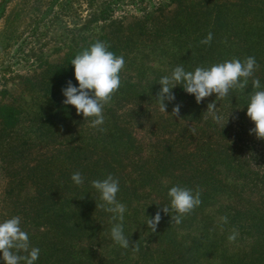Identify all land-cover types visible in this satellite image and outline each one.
Returning a JSON list of instances; mask_svg holds the SVG:
<instances>
[{"label": "rangeland", "instance_id": "rangeland-1", "mask_svg": "<svg viewBox=\"0 0 264 264\" xmlns=\"http://www.w3.org/2000/svg\"><path fill=\"white\" fill-rule=\"evenodd\" d=\"M230 1L235 2L232 8L243 2L0 0V112L4 108L12 109L19 112L21 118L12 133L0 132V222L19 216L21 228L26 227L29 235L40 237L42 233H52L46 227L48 224L36 225L47 223L44 219L56 222L48 218L47 213L46 218L40 215L44 211V198L40 189L34 190L33 184L37 180L33 178L34 173L42 175L39 161L45 164V159L56 160L51 169L54 172L61 166L57 161L59 157L63 158L61 152L73 147H87L90 152L86 155L92 160L100 159L101 167L104 160L111 159L112 152L118 151L112 172L128 192L125 201L130 203L129 198L133 201L123 221L127 224L130 242L138 244L136 238H150L153 241H140L145 242L143 250L157 254L158 238L146 234L151 232L145 224L146 218H152L163 206L169 205L167 192L171 187L181 186L193 191L199 188L202 201L199 207L186 215L179 225L171 223L170 215L161 211L162 218L156 229H167L176 236L177 242L194 245V250L203 255L198 264H218L217 258L209 256L210 249L214 251L217 245L230 256L240 257L238 253H246L249 257L251 248L260 246L262 240L252 222H264V140L250 134L254 124L246 111L254 91L251 79L258 77L260 90H264V48L256 57L259 67L248 86L243 91L230 90L226 98L217 101V112L224 118L219 123L205 112L207 104L216 100L215 94L200 103L203 104L199 106L202 110L199 118L187 110H180L177 118L171 114L172 106H167V113H162L155 99L160 88L159 79L170 75L177 65L199 63L202 51L209 55V64L214 65L233 58L243 61L257 52L252 50L249 54L241 50L245 44L246 49L254 42L264 47V21L258 22L260 32L250 31L252 28L244 23L246 32L241 33L240 38L223 25V31L215 35L216 39L221 35L219 41L215 40L216 46L220 44V47L200 44L203 34L210 31L205 29L206 19L188 20L186 15L191 10L203 13L204 5L220 11V6L228 5ZM255 1H249V4ZM225 7L229 9V5ZM251 19L252 15L248 13L247 22ZM96 41L110 43L125 60L120 88L103 109L105 122L94 128L90 126L92 118L84 119L77 114L65 125H55L50 117L42 119L40 114L49 115L46 112L55 89V67L63 65L66 57L74 55V58L76 50L82 51ZM195 68L193 66L191 71ZM125 84L132 85V95L126 93ZM172 92L176 95L175 89ZM182 97H189V94L183 93ZM1 126L0 122V129ZM109 127H114L110 131L118 132L121 137L112 142L116 145L115 150H110L113 147L110 138L114 139L107 132ZM17 137L21 138L18 143L15 142ZM8 140L13 143L10 145ZM213 159L218 164L209 169ZM225 159H232L235 165L241 163L242 167L233 171L225 166ZM142 163L144 169H139ZM98 171L108 173V169ZM84 184L89 186L92 197L96 190L91 184ZM78 188L82 190L80 185ZM51 193L54 195L52 200L62 205L65 194ZM51 193L46 196L50 197ZM206 194L212 197H206ZM75 195L81 196L69 191L66 198L71 201ZM95 199L101 202L99 194ZM94 205L90 217H94L91 218L93 226L97 227L98 219L108 222L110 218L97 216L98 208ZM71 208L68 211L74 207ZM222 216L235 222L221 225L219 218ZM72 225L68 223V226ZM233 228L239 235L234 242H229L227 237ZM66 232L71 233V230ZM76 233L81 237L80 232ZM47 236L51 238L52 235ZM94 236L95 239L88 242L89 239L85 241L75 234H66L64 240L71 238L69 241L77 252L88 247L91 254L96 255L95 260L109 259L110 254H115L109 237L102 238V230ZM168 245L165 243V248ZM137 258L138 253L134 252L132 259Z\"/></svg>", "mask_w": 264, "mask_h": 264}, {"label": "trees", "instance_id": "trees-1", "mask_svg": "<svg viewBox=\"0 0 264 264\" xmlns=\"http://www.w3.org/2000/svg\"><path fill=\"white\" fill-rule=\"evenodd\" d=\"M240 1L243 2L238 3L239 6L237 8L235 6L232 8L231 6L235 5L234 4L235 2L230 1L228 3L229 9L225 7L227 10L224 8V6H228L226 3L220 6L221 8L220 11H216V10L214 11L215 9L214 6L204 5L202 6V9L204 10L203 13L198 14L196 10L195 11L191 10L190 13L186 15L188 17V20H191L192 18H201V17L206 19L205 29H209L210 30L209 32L213 34V40L209 45H204V47H209V48L220 47V44L216 46L215 40L219 41L221 35L220 36L218 35L217 39H216L217 36L215 35L218 34L217 32L223 31L222 28L223 25L228 27V29L238 38H240L241 33L246 32V29H244L245 24L247 27L252 28V30L250 29V31L260 32V28L258 27V22L264 21V0H256L254 4H249V1L253 2V0H240ZM239 12H241V14H239ZM236 13L238 14V17ZM248 13L252 15V19L250 23L247 22ZM261 16L263 17L260 18ZM208 33L203 34V39L207 36ZM108 45L110 46L109 51H112L114 54L119 56V53L116 51V48H114L110 43ZM246 46H247L246 44L243 45L241 50L245 52L247 51L248 53L252 50H256L257 52L255 54L249 53L250 56L255 57V59L256 57H258V53L262 52L261 48H264L263 46H261L256 42L250 45L247 49ZM254 48H258V49H254ZM234 51H237V49ZM80 52L81 51L76 50L75 56ZM200 55L202 56L200 57L201 60L199 61V63H195L194 65H192V63L190 62L189 66L186 65V63H184L183 66L187 67L189 71H191V68L193 66L210 67L211 65L209 64V62L211 59L209 55L204 51H202ZM73 56L74 55L66 57L63 65H58L55 67L54 79H53V86L55 87V89L53 93H51L50 95L49 98L50 106L48 108L49 111L46 112L49 115L45 113L40 114L41 118L44 120L48 119L49 117L52 118L51 121H54L55 125L67 124V122L69 120L71 121L74 115L76 114V110L73 106L64 105L62 103L65 97L62 95V91H61L62 88L67 86L68 81H71L73 86H78V83L74 78L73 66L70 63ZM218 62L221 61L218 60ZM120 77H121V72H120ZM174 89L176 91L175 100L172 102H166V105L174 107L175 104L178 103L181 105L180 110H187L188 113H192L194 114V117L198 116L199 118L200 117L199 113L202 112L199 106H201L203 103L200 105L194 104L193 102H195V98L192 95L183 98L182 94L185 93V91L180 85H177L172 90ZM125 91L126 93H130L132 95L133 92L132 85H126ZM183 107H185L186 109H184ZM0 119H1L0 122L2 124L0 132L2 133H6V132L12 133L15 130L17 122L19 123L21 120L19 112L8 108H4L1 110ZM105 126H107V124H105ZM114 126H116L115 121H114ZM111 128L114 127H109L107 131L109 132V135H111L112 138L114 139L112 140L110 138L109 143L111 144V146H113L112 148H110V150H115L116 145H114L112 142L115 141V139H119L120 136L118 132L114 130L110 131ZM129 134L130 133H128V136H130ZM20 139H21L20 137H17L15 142L18 143ZM7 142H9L10 145L13 143L12 140H8ZM86 148L87 147L85 148L73 147L69 150H65V152H61L63 154V158L59 157L60 160H57L61 162V166L59 167V169H57L54 172L51 171V169L55 167L56 160H51V158L45 159L46 162L45 164L42 163V161H39L43 169L42 175L37 176V174L34 173L33 178L36 177L34 179L37 180L34 181L33 183L36 186V188L34 189L33 187V189L35 191L37 190L39 191L40 189V193L44 198V204L42 207L44 211L43 213H40V215L46 218V213H47L48 218H52L56 222L51 221V219H44L45 222L47 223H36V225L38 226H40L41 224H48L46 225V227L48 228V230H51L52 233H42L40 237L38 235L28 234L30 245L32 247H37L40 249L39 258L37 261L34 262V264H198L203 255L198 251L194 250V245L177 242L176 236H172L171 235L172 233H169L167 229L158 228L156 229L155 233H151V232L146 233L147 235L152 236V238L154 239L158 238L157 243L159 249L155 250L157 254L151 251L148 252L146 250H143L142 244L145 242L144 241L140 242L141 240H147L148 242H150L153 241L152 239L147 237L136 238L139 241L138 242L139 251L137 252L138 258L134 260L132 259L134 252L131 250V248L129 249L121 248L119 245L115 244L110 237V229L113 223L117 222L111 220V216H112L111 213H107L102 209L98 208L97 216H108L110 219H108V222L104 219H98L100 221L98 222L97 227L93 226L94 221H92L91 218L94 217H90V216H92V213H94L92 210L93 206H95L94 204L98 203V200L96 201L95 196L99 193L95 191L93 193L94 195L90 197L89 186L82 184L80 185L82 187V190H80L78 186L75 185L71 180V175L74 172L79 171L84 178V183H89V184H91V181L93 180H97V179L102 180L106 178L107 175L109 174H111L114 178H116L114 173L112 172L113 171L112 167L114 166V163L117 162L115 156L117 155L118 151L112 152L111 155L112 157L110 156L111 159L104 160V162L100 167L99 165L100 159H98L99 151H97L96 153L98 159L96 161V160H92L91 157H88V155H86L88 152H90L87 151ZM213 162H214L213 164L210 163L212 166L209 167V169L215 168V166L218 164L215 159H213ZM225 166L233 171L238 170L242 167L241 163L235 165L232 162V159H230V161L225 159ZM139 167H140L139 169H144V164L142 163ZM101 168L108 169V173L104 171L101 172L98 171L99 169L101 170ZM67 169L70 170L67 171ZM53 177H55V179ZM118 181H119V192L117 193V200L126 206V211L124 213V218H125L126 216H128V213L126 214V212H128L132 208L133 201H131V198H129L130 203L125 201L128 192H126L125 191L126 188H124L123 185L120 184L121 182L119 179ZM57 191H60L65 194L64 198L62 197L63 198L62 205L52 200L54 195L51 192H57ZM69 191L70 192L73 191L74 194H77L78 192L81 194V196L77 197L75 195V197H72L70 201L66 198V195L68 194ZM50 193L52 194L50 197L46 196ZM205 196L210 197L211 195L206 194ZM57 197H59V195ZM37 202L40 203V200H38ZM71 207H74L73 210L68 211L69 208L72 209ZM72 218H74L73 221L69 220ZM228 221L230 224L235 222V220L232 219H228ZM68 223L69 224L71 223L73 225L68 226ZM252 224L257 230L258 237L261 238L262 240H260L261 241L260 246L251 248L249 257H246V253L243 254L238 253V256L240 257L230 256L227 251L226 252L221 251L218 245L215 246L214 251L210 249L211 253L209 256L217 258L218 264H264V236L261 237L262 228L264 226L262 224H264V222L253 221ZM21 229L26 232L28 231L26 227L25 228L22 227ZM126 229H127V224L123 222L124 234L129 238ZM67 230H71V233H67L66 232ZM90 230L91 232L93 231V233L90 234ZM98 230H102V238L109 237L110 241L112 242L113 253L115 254H110L109 259L100 257L95 260L96 255L94 253L91 254L88 247L81 248L79 252H77L72 248L74 244L69 241L71 238H68L69 240H64L66 234L68 235L75 234L79 237L80 235H78V233L76 232H80L82 235L79 238L81 239L84 238L85 241L86 240L88 241L89 239L88 242H90L92 241V239L93 240L95 239L94 234L97 236ZM162 230L163 231L166 230V232L164 233L162 232ZM47 234H49L50 236L52 235L51 238H48ZM40 238H44V239L40 240ZM59 242H61V244L58 245ZM165 243L169 244L166 248L164 246ZM173 250H176V252H174ZM0 264H3L2 260H0ZM21 264H23V262H21Z\"/></svg>", "mask_w": 264, "mask_h": 264}, {"label": "clouds", "instance_id": "clouds-1", "mask_svg": "<svg viewBox=\"0 0 264 264\" xmlns=\"http://www.w3.org/2000/svg\"><path fill=\"white\" fill-rule=\"evenodd\" d=\"M212 40L213 34L209 32L200 44L209 45ZM109 47L106 42L96 41L78 53L70 62L78 86H73L72 82L68 81L67 86L61 90L65 97L62 103L73 106L76 114L82 115L84 119L92 118L90 126L94 128L104 123V106L110 103L113 95L119 90L120 72L125 66L123 56H117L109 51ZM258 67L253 56L246 57L243 61L233 58L210 67L198 66L194 71H186L182 65H177L170 75L161 77L157 82L160 88L155 99L159 110L167 113L166 102L175 100L172 89L180 85L185 93L194 96L196 104L215 94L216 100L207 104L205 112L213 121L219 123L224 118L217 112V101L226 98L230 90L243 91ZM251 84L254 91L249 97L246 111V116L254 124L250 134L254 133L257 139L264 140V90H260L261 82L258 77L252 78ZM180 108V104H175L171 114L179 118ZM228 117L229 115L224 125ZM100 130L103 131L102 128ZM71 180L78 186L84 183V178L79 171L71 175ZM91 186L99 193L101 201L96 203V209L111 213V220L117 221L110 229L113 242L121 248H131L133 252H138L139 245L136 242H130L128 236L124 234L123 221L126 206L117 200L118 179L109 174L102 180L91 181ZM167 196L170 199L169 205L163 206L152 218H146L145 224L152 233L156 232L162 218L161 211L170 215L171 223L179 225L186 215L191 214L202 203L199 188L193 191L186 187L173 186L168 190ZM219 219L221 225L228 223L227 216ZM20 225L19 216L0 222V260L3 264H21V262L34 264L39 258L40 249L30 245L29 235L21 229ZM238 235V230L233 228L227 239L229 242H234Z\"/></svg>", "mask_w": 264, "mask_h": 264}]
</instances>
